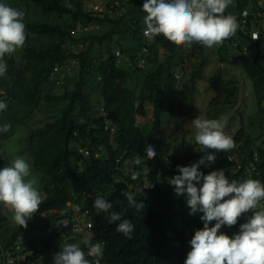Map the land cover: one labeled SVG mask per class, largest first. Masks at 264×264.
<instances>
[{
  "label": "trees",
  "instance_id": "16d2710c",
  "mask_svg": "<svg viewBox=\"0 0 264 264\" xmlns=\"http://www.w3.org/2000/svg\"><path fill=\"white\" fill-rule=\"evenodd\" d=\"M231 1L238 11L237 22L244 10L250 11L249 30L253 20L259 21L264 16V8L258 6L257 0ZM0 3L23 11L27 37L25 45L12 54L18 55L19 63L10 60L12 55L5 56L7 72L0 77V101L7 104L6 110L0 111V126H11L8 132L0 133V148L3 147L0 158H6L0 161V169L12 159L23 157L31 171L41 177L39 192L45 197L27 228L11 226L8 207L0 204V246L4 248L0 249V259L3 254L21 257L14 250L15 244L24 239L35 241V230L40 231L45 246L57 236H71L72 228L63 229L59 225L62 217L52 212L76 204L90 208L95 232L92 243H106L100 259L104 264H184L189 252L187 244L195 230L203 228L200 218L203 213L190 214L186 198L176 199L164 176L174 177L179 174L177 166H190L206 154H214L215 163L200 167L205 175L223 170L230 182L251 178L264 184V49L262 40L258 43L251 40L249 30L239 36L247 44L248 52L254 51V57L241 47L235 56L226 54L235 42L233 36L223 41L225 54L219 55L223 63L243 69L252 85L250 105L248 98L244 100L247 120L250 115L258 120L259 129L250 128L249 124L245 128L243 124L233 138L235 147L227 152L251 163L257 155L255 172L247 174L238 172L228 162L226 152L205 153L203 149L194 153L185 148V154L174 151V156L163 158V152L168 150L167 141L187 122L178 118L171 123L175 113L172 93L181 85L174 73L179 67L187 72L182 53L188 45L177 46L163 35L144 36V0H0ZM96 6L101 9L95 10ZM223 14L228 15V7ZM203 47L200 43L191 47L193 54L201 55ZM178 58L182 62L176 65ZM206 59L205 55L203 62ZM74 63L78 66L75 74L70 67ZM203 66L204 63L192 73L191 83L201 76ZM55 68L59 69L60 77L56 85L50 82ZM239 86L227 81L221 73L209 81L214 95L210 105L217 111L214 119L219 120L222 112L235 106ZM47 88L49 92L45 91ZM252 89L257 104L251 99ZM39 113L42 118L36 119ZM243 115L241 112V118ZM138 117L145 121V128L139 125ZM171 125L174 131L170 134ZM11 142H18L21 148V153L16 151L13 158ZM147 145L154 146L157 153L154 159H147ZM137 155L141 156L140 165L134 163ZM133 168L141 179L126 177L125 171ZM85 191L100 193L112 203V211L119 212L122 220L131 221L134 225L131 236L117 232L119 221L111 223L105 213L94 212L92 203L84 200ZM124 191L134 193L145 208L138 211L129 206L122 195ZM260 203L264 206V200ZM251 215V211L243 214L231 228L222 227V233L233 237ZM46 264H53V260L46 259Z\"/></svg>",
  "mask_w": 264,
  "mask_h": 264
},
{
  "label": "clouds",
  "instance_id": "9594fccd",
  "mask_svg": "<svg viewBox=\"0 0 264 264\" xmlns=\"http://www.w3.org/2000/svg\"><path fill=\"white\" fill-rule=\"evenodd\" d=\"M230 3L231 0H144L143 11L146 13L143 20L145 25L144 36L154 38L163 35L168 41L177 46L188 45L190 48L197 47L199 43L204 47L212 48L233 36L235 42L232 44V49L236 53L230 54L229 49L225 53L229 56H235L240 47L243 52L247 53V44H244L239 33L249 30L248 17L250 11H243L240 21L241 27L238 34L235 35L239 27L236 18L232 15L225 16L223 14ZM258 6L262 8L264 4L258 2ZM245 12L247 13L246 16ZM258 25L262 26L260 21ZM263 33V27L249 30L251 40L255 43L262 40ZM255 34L258 35V38ZM26 38L23 11L10 7L6 3H0V77L7 72L5 56H11L22 48L25 45ZM221 52L225 54L222 45ZM140 57L143 56L140 55ZM220 57L219 64L222 65V69L225 66L232 67L223 63ZM10 60L19 63L20 58L14 54L10 57ZM144 64L145 62L141 64L142 69H144ZM70 67L73 68L75 74L78 66L74 63ZM205 67L206 63H204L201 72ZM234 68L239 69V67ZM55 69L51 74L50 82L56 85L60 83V77L59 72L56 73ZM218 73L223 76L221 70L214 76ZM214 76L208 79V84ZM174 77L179 84H182L186 79L185 69L183 67L175 69ZM6 108L7 104L0 101V111L6 110ZM181 116H184V114ZM140 119L142 118L139 117L138 119L139 125ZM222 119H206L200 115L192 121L195 142L202 146L205 153L208 150L227 153L235 147L233 138L224 131ZM142 121L145 124L143 119ZM80 122L83 123V120ZM10 127L7 124L0 126V133L8 132ZM175 137L168 140V143L174 142ZM180 140H184V138L178 137L176 139V141ZM174 151H177L178 155L186 152L185 148L179 149L176 147L170 153L165 150L163 158L174 156ZM146 155L147 159L156 157L157 153L154 146H146ZM226 157L228 162H230V157H234V162H230V164L234 165L238 172L245 171L247 174L255 172L257 155L254 156L252 163L250 160L248 162L240 161L238 154L234 153H227ZM215 161L216 156L214 154H206L199 162L190 166H177L179 174L174 177L173 175L164 176L167 185L173 187L176 199L186 198L187 205L191 209L190 214L203 213L200 217L203 221V228L195 230L193 237L187 244L186 248L189 252L184 264H264V206L260 203L261 200H264V184L251 178L243 182L236 180L230 182L223 170L211 171L207 175L200 171L201 165L207 166L208 162L215 163ZM141 162V156L137 155L134 158V163L140 165ZM239 166H241V169H239ZM125 175L131 180L141 179V176L137 172L135 173L134 168L132 170L127 169ZM30 177V165L23 157L18 156L12 159L7 166L0 169V204L9 207L12 212L10 220L22 228H27L28 221L39 210L45 199L43 194L35 187L36 180ZM83 194L85 202L90 201V204L92 203L91 209L94 212L101 211L105 213L106 218L111 223L119 221L116 225L117 232L124 234L126 237L131 236L134 225L129 220H122L119 212L112 211V203L103 199L104 196H101L100 193L95 194L93 191H85ZM122 195L127 199L129 206L136 208L138 211L145 208L142 202L135 199L134 193L124 191ZM89 210L90 208H83L76 204H68L60 210H54L52 212L54 216L62 217L59 225L63 229L72 228V235L57 236L51 244L48 243L45 246L43 236L41 237V234H38L40 231L35 230L34 233L37 236L35 241L27 239L22 240V242L18 241L14 246V250L18 252L17 247L24 244L23 252L25 254L29 253L27 264H46V259H52L53 264H104L100 259L105 253L106 243L104 241L92 243L95 232ZM250 211L252 215L248 222L242 224L239 232L233 237L221 232L222 227L231 228L238 223L243 214ZM81 213L86 214L88 221L93 226L91 239L84 238V244L80 243V245L72 243L73 240L66 242V239L74 235L72 224ZM213 222H215L214 226H210ZM51 230L52 228L47 231V234ZM0 249L4 251L3 246H0ZM58 250L59 252H57ZM19 254L22 256L23 253ZM3 258L2 256L0 263L6 264L3 262ZM20 258L14 259H19L16 260V262H19Z\"/></svg>",
  "mask_w": 264,
  "mask_h": 264
},
{
  "label": "rangeland",
  "instance_id": "374dc122",
  "mask_svg": "<svg viewBox=\"0 0 264 264\" xmlns=\"http://www.w3.org/2000/svg\"><path fill=\"white\" fill-rule=\"evenodd\" d=\"M133 1V0H130ZM258 2H262L264 4V0H257ZM264 8V6H263ZM238 11L236 10V7L234 8L232 1L230 5L228 6V15H232L236 18V14ZM261 20L260 24L258 25V19L253 20L252 22V28H261L263 27V32H264V16H260ZM238 29L235 35L238 34L241 23L240 21L238 22ZM262 49H264V37L262 38V43H261ZM221 49V44L215 45L212 48H207L203 47L201 49L202 53L200 54H193V49L190 47L186 46V51L182 53L183 60L187 64V72H186V79L185 81L182 82V84L179 86L178 89L173 91V100L172 103L175 106V113L174 116H172V122L174 123L178 118L186 119L187 122L184 126H182L175 139L174 142L172 143H167L165 148L168 149L169 153L173 151L176 147L179 149L182 148H187L190 150L194 151H200L203 150L202 146L198 145L195 142L194 138V127L192 125V121L196 118H198L200 115H202L206 119H214V117L217 115V111L213 109L214 106L210 105V101L214 99V95L212 91L209 88L208 84V79H210L214 74H216L219 70L222 71L223 77L229 81V82H236L239 83V97H238V102L236 101L235 106H231L230 109L225 110L221 114L222 123H224V131L227 135L231 136L234 138L236 134L241 130L242 125L247 128L248 124L249 127L252 128L253 126H256L257 129L258 127V120L255 121V119L250 115L249 120H247L248 114L246 113V107H245V99L248 98V103H249V96H250V88H251V81H248V78L241 68H234V67H229L225 66L223 69L221 68L222 65L219 64V53ZM230 54H235L236 51H234L231 47H229ZM192 55V56H191ZM206 55L207 57V62H206V67L203 69L202 75L200 77L195 78V83H191V77L192 73L194 71H198L200 69L199 66H201L205 61L203 62V58ZM248 55L251 57L255 56V53L253 50L248 52ZM182 62L181 58H178L176 60V63L179 64ZM229 67V68H228ZM202 70V67H201ZM71 88V86L69 87ZM89 88V87H88ZM49 88L45 89L46 92H49ZM92 89L90 90L89 93H91ZM55 93V90H53ZM60 91H58L59 93ZM172 96V95H171ZM251 99L254 104H257L255 101V95L253 93L252 89V96ZM134 102H137V99H134ZM248 103L246 105H248ZM221 104V103H220ZM219 104V108H222V105ZM250 105V103H249ZM190 111V112H189ZM241 112L244 114V118H241L240 114ZM183 114H189L187 117L184 116H179ZM42 115L39 113L37 114L36 119H41ZM139 117L137 118V120ZM219 119V120H220ZM241 119H243L241 121ZM141 127L145 128V124L142 121V119L139 120ZM242 123V124H241ZM174 131V125H171L169 128V133H173ZM178 137L184 138V140L176 141ZM253 139V138H252ZM263 141V140H262ZM168 142V141H167ZM259 145H261V140L258 142ZM1 151L3 152V147L0 148ZM10 151L11 155L10 157L13 158L15 152L17 151L18 154L21 153V148L17 142V144L11 142L10 143ZM3 156L4 153H2ZM9 157V158H10ZM6 159V158H5ZM5 159H1L0 161H4ZM36 180L35 187L37 190H40L41 184H42V179L38 174H35L34 172L31 171V177ZM8 212H10V215L8 216L11 219L12 212L10 211L9 207L7 208ZM11 226L16 227L17 224H15L12 220H10ZM222 232V231H221Z\"/></svg>",
  "mask_w": 264,
  "mask_h": 264
},
{
  "label": "built area",
  "instance_id": "2783aa9c",
  "mask_svg": "<svg viewBox=\"0 0 264 264\" xmlns=\"http://www.w3.org/2000/svg\"><path fill=\"white\" fill-rule=\"evenodd\" d=\"M96 9H101V7L96 6ZM103 9V8H102ZM246 12H245V16H246ZM255 36L258 38V35L255 34ZM55 72L58 73L59 69L56 68ZM230 162H234V157H230L229 158ZM239 169H241V166H239ZM73 228H74V235L68 239H66V242L68 240H73L72 243L75 244H84L83 240L84 238H87L88 240L91 239L92 237V233H91V229H92V224L88 221L86 214H80L79 216L76 217L75 221L73 222ZM17 250L19 253H23L21 256V260L19 262H16V260L13 257H5V255L3 254V262L6 264H27L26 261V257L29 255L25 254L24 251V244H21L19 247H17Z\"/></svg>",
  "mask_w": 264,
  "mask_h": 264
}]
</instances>
